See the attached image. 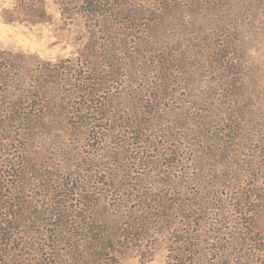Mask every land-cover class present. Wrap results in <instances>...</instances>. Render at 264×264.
<instances>
[{
    "label": "rangeland",
    "instance_id": "obj_1",
    "mask_svg": "<svg viewBox=\"0 0 264 264\" xmlns=\"http://www.w3.org/2000/svg\"><path fill=\"white\" fill-rule=\"evenodd\" d=\"M0 264H264V0H0Z\"/></svg>",
    "mask_w": 264,
    "mask_h": 264
},
{
    "label": "trees",
    "instance_id": "obj_2",
    "mask_svg": "<svg viewBox=\"0 0 264 264\" xmlns=\"http://www.w3.org/2000/svg\"><path fill=\"white\" fill-rule=\"evenodd\" d=\"M103 220L107 224V225H105V228L108 227L109 220L107 218H103ZM91 221H92V219H91ZM93 223L94 224H92V229L89 228L90 229L89 230V232H90L89 236L92 239V242H90V245L88 244L89 248L91 246L90 253H92V256H96V257L100 256V252H99L100 250H104V252L110 251L111 247L115 248L118 245H121V244L123 245V242H121V239H119V237H117V235H118L117 231L113 229V226L110 229L108 228L106 230H101V228H103V227L96 225V228L98 227V230H94V229H96V228H94L96 222H93ZM89 226H90V224H89ZM131 238H133V236Z\"/></svg>",
    "mask_w": 264,
    "mask_h": 264
}]
</instances>
